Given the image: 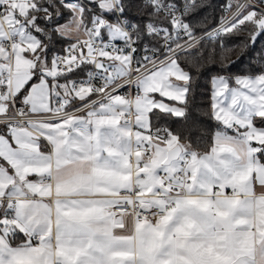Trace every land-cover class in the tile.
I'll return each mask as SVG.
<instances>
[{
  "label": "snow or ice",
  "instance_id": "6c2138e0",
  "mask_svg": "<svg viewBox=\"0 0 264 264\" xmlns=\"http://www.w3.org/2000/svg\"><path fill=\"white\" fill-rule=\"evenodd\" d=\"M212 7L0 0V264H264V0Z\"/></svg>",
  "mask_w": 264,
  "mask_h": 264
},
{
  "label": "trees",
  "instance_id": "16d2710c",
  "mask_svg": "<svg viewBox=\"0 0 264 264\" xmlns=\"http://www.w3.org/2000/svg\"><path fill=\"white\" fill-rule=\"evenodd\" d=\"M226 2H227V0H211V3L213 5V7L210 8V9H206L205 10V14H208V13L211 14V17L213 18L212 19L213 25L217 24L219 22L220 17L222 15H224L223 9H221L220 6L222 4H225ZM241 38L242 37H233V38H230L229 41H228V43L230 45L231 44H234V43H238ZM233 59H235V57H233ZM246 63H247V61H244L242 63H237V65H235L231 69V71L233 73L239 72L241 69H243L246 66ZM209 90H210V85L206 81L203 82L202 87L200 89V92H199V94L196 97V103L201 108H205V109L207 108V105L209 103ZM205 123H206V125L208 127L214 129L215 123L212 120L205 118Z\"/></svg>",
  "mask_w": 264,
  "mask_h": 264
},
{
  "label": "built area",
  "instance_id": "2783aa9c",
  "mask_svg": "<svg viewBox=\"0 0 264 264\" xmlns=\"http://www.w3.org/2000/svg\"><path fill=\"white\" fill-rule=\"evenodd\" d=\"M243 2H245V3H249V2H253V1H252V0H243ZM222 5H224V4H222ZM222 5H221V6H222ZM221 6H220V7H221ZM221 9H223V8L221 7ZM229 15H230V13H229ZM77 106H79V105H77Z\"/></svg>",
  "mask_w": 264,
  "mask_h": 264
},
{
  "label": "crops",
  "instance_id": "0c3cea01",
  "mask_svg": "<svg viewBox=\"0 0 264 264\" xmlns=\"http://www.w3.org/2000/svg\"><path fill=\"white\" fill-rule=\"evenodd\" d=\"M77 105H79V102H77Z\"/></svg>",
  "mask_w": 264,
  "mask_h": 264
},
{
  "label": "rangeland",
  "instance_id": "374dc122",
  "mask_svg": "<svg viewBox=\"0 0 264 264\" xmlns=\"http://www.w3.org/2000/svg\"><path fill=\"white\" fill-rule=\"evenodd\" d=\"M253 1V0H252Z\"/></svg>",
  "mask_w": 264,
  "mask_h": 264
}]
</instances>
